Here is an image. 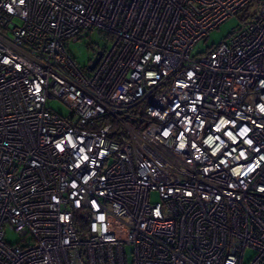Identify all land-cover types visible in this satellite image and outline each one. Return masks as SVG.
Instances as JSON below:
<instances>
[{
	"label": "built area",
	"instance_id": "obj_1",
	"mask_svg": "<svg viewBox=\"0 0 264 264\" xmlns=\"http://www.w3.org/2000/svg\"><path fill=\"white\" fill-rule=\"evenodd\" d=\"M252 1L0 0V264H264V0L190 56Z\"/></svg>",
	"mask_w": 264,
	"mask_h": 264
},
{
	"label": "rangeland",
	"instance_id": "obj_2",
	"mask_svg": "<svg viewBox=\"0 0 264 264\" xmlns=\"http://www.w3.org/2000/svg\"><path fill=\"white\" fill-rule=\"evenodd\" d=\"M242 23L243 21L239 15H234L220 23L216 28L212 29L205 38L195 44L190 52V56L198 57L199 55L206 54L209 47L225 41L228 36L241 27ZM110 44L111 41H109V38L106 35L99 33L97 30H93L89 32L87 36L82 37L77 41L70 42L67 46V50L71 53L75 62L86 70L95 53ZM48 106L61 115H67L69 113L68 106L58 98L50 99ZM79 236L84 238L87 234L79 233ZM4 239L9 244H15L18 241V236L14 231L6 228ZM253 254L254 253L251 249L245 250L243 260H249L253 257Z\"/></svg>",
	"mask_w": 264,
	"mask_h": 264
},
{
	"label": "trees",
	"instance_id": "obj_3",
	"mask_svg": "<svg viewBox=\"0 0 264 264\" xmlns=\"http://www.w3.org/2000/svg\"><path fill=\"white\" fill-rule=\"evenodd\" d=\"M260 5V0H253L250 2L246 7H244L242 10H240L236 15H239L243 21L242 24H245L250 19H252L256 13V10L258 9V6ZM215 47V45L209 47L207 51L212 50ZM147 102H139L135 104L134 106L130 107L128 110H126L123 114V119L125 122H127L132 128L136 130L142 129L147 123H148V117L146 116L144 109ZM103 120H107L106 118H101ZM117 128H120L118 122L113 121V131L112 136L115 139L119 138V134L116 132ZM76 225L81 226V228H84L85 224L84 222H81L80 219H76L75 221Z\"/></svg>",
	"mask_w": 264,
	"mask_h": 264
},
{
	"label": "water",
	"instance_id": "obj_4",
	"mask_svg": "<svg viewBox=\"0 0 264 264\" xmlns=\"http://www.w3.org/2000/svg\"><path fill=\"white\" fill-rule=\"evenodd\" d=\"M101 56V51H97L95 56L93 57V59L90 61L88 68L91 70L94 68V66L96 65V63L98 62V60L100 59Z\"/></svg>",
	"mask_w": 264,
	"mask_h": 264
}]
</instances>
